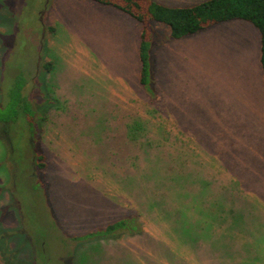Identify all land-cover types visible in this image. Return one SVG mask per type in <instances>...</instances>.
Masks as SVG:
<instances>
[{"label": "rangeland", "instance_id": "374dc122", "mask_svg": "<svg viewBox=\"0 0 264 264\" xmlns=\"http://www.w3.org/2000/svg\"><path fill=\"white\" fill-rule=\"evenodd\" d=\"M152 1L187 7L206 0ZM148 28L152 105L161 119L153 110L149 116L138 86V22L90 0H0V117L11 110L2 91L24 76L48 126L31 137L45 157L42 172L21 124L12 123L0 143L11 174L0 178V264H264L260 35L240 20L178 40L165 25ZM47 62L54 63L52 94L43 96L37 77ZM166 127L172 139L146 145ZM154 167L175 174L162 187L175 195L144 203L148 191L131 188L125 176ZM149 203L145 214L136 212ZM139 215L130 222L141 228L133 238H82Z\"/></svg>", "mask_w": 264, "mask_h": 264}, {"label": "trees", "instance_id": "16d2710c", "mask_svg": "<svg viewBox=\"0 0 264 264\" xmlns=\"http://www.w3.org/2000/svg\"><path fill=\"white\" fill-rule=\"evenodd\" d=\"M92 2L111 6L124 14L131 17L133 20L138 22L141 26V32L139 36V48H138V61H139V73H138V86L143 90L149 98V103L147 102V112L149 116H152V110L156 111L155 115L159 116L160 114L155 107L154 102L158 100L157 94L154 91L152 83V69H151V50L150 47V32L148 28V23L156 22L162 25H165L170 30V38L178 40L190 35L197 34L201 31L207 30L215 25L221 23H227L231 21H245L250 23L260 35V65L264 75V0H206L199 4L187 6V7H167L162 4H159L152 0H90ZM10 27L9 30H11ZM48 30L53 31L52 28ZM41 46L43 42H40ZM43 49V47H42ZM1 50V45H0ZM43 72L40 76L37 77L38 82L42 83V86L45 88V91H42L43 96L52 94V88L50 86V80L48 75L51 74L54 69L53 62H47L42 65ZM28 83L26 77H20V79L15 80L11 85L10 89H7L5 95L4 90L2 91L1 100L2 104H7L11 108L10 114L7 116L0 117V122L3 123V126L0 130V143L5 146L7 137L12 133L10 125L14 123V127L20 126L27 131L29 135L31 161L32 165L35 168L36 173L42 172L46 169V161L43 153L40 150L36 149V145L33 142L31 137L36 136L38 129H42L41 135H45L48 132V126L43 127V122L45 117L42 116L46 112L43 111V106H33L28 95L25 93L24 89ZM48 105V101H47ZM47 114V113H46ZM18 115L20 118H17ZM161 121V120H160ZM130 131V129L128 128ZM133 139L132 143L136 144L139 140V130H131ZM158 132L159 136L156 142H147L146 145H155L159 147L163 141H169L172 139L170 128L166 127L163 132ZM143 133V130H142ZM179 136L176 135L175 138ZM144 142V140L142 139ZM8 155V154H7ZM5 157V156H4ZM4 157L0 161L2 165L0 167V178H4L6 182L10 180L11 174L10 170H7L6 162ZM174 160V156L169 158V165L174 167L171 162ZM13 164V163H12ZM4 167V170L2 169ZM155 169L150 175H146L145 172H139L135 175H127L126 179L131 178L133 189H137L142 186L148 191V195L143 198L148 203V198H166L172 197L175 194L173 189L170 188L163 195V186H172L176 177L173 172L165 170L163 168L154 167ZM155 175L153 182H150L149 179ZM39 179L38 175L34 177V181ZM15 186V182L13 183ZM4 184H0V189H3ZM2 187V188H1ZM128 207V202L125 203ZM141 204L137 205L136 212L149 211L151 209V204L141 210ZM147 205V204H146ZM146 212H144L145 214ZM148 213V212H147ZM137 214V213H136ZM150 217L149 215H146ZM135 217H129L120 219L113 224L108 225L104 230H100L94 233L84 236L82 238H92L90 243L98 242L102 238H115L113 240H121L127 237H135V234H138L141 230L140 224L137 226V229L132 226L137 220H142L141 215ZM132 228V229H131ZM140 228V229H139ZM98 244V243H97Z\"/></svg>", "mask_w": 264, "mask_h": 264}, {"label": "water", "instance_id": "95a60500", "mask_svg": "<svg viewBox=\"0 0 264 264\" xmlns=\"http://www.w3.org/2000/svg\"><path fill=\"white\" fill-rule=\"evenodd\" d=\"M43 33H44V29H43V31H42V35H43Z\"/></svg>", "mask_w": 264, "mask_h": 264}]
</instances>
